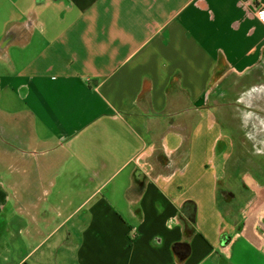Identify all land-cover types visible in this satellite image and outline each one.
Here are the masks:
<instances>
[{"label": "crops", "instance_id": "crops-1", "mask_svg": "<svg viewBox=\"0 0 264 264\" xmlns=\"http://www.w3.org/2000/svg\"><path fill=\"white\" fill-rule=\"evenodd\" d=\"M20 3L0 39L2 237L15 214L41 235L59 175L65 221L90 226L79 264H264V183L247 174L240 225L217 200L227 163L264 166V0H0Z\"/></svg>", "mask_w": 264, "mask_h": 264}, {"label": "rangeland", "instance_id": "rangeland-1", "mask_svg": "<svg viewBox=\"0 0 264 264\" xmlns=\"http://www.w3.org/2000/svg\"><path fill=\"white\" fill-rule=\"evenodd\" d=\"M28 6L29 5H22L21 3L17 5H0V13H4L3 16L0 14V39L3 36L6 23H12L7 21H9V19L12 17L18 16V11L20 12V10L26 9ZM35 8H37L35 7V5H30V10H33ZM53 15L57 16L58 12L55 11ZM57 28L58 27H56V29ZM39 43H41V41H39ZM10 53L17 62H21V60L24 59L20 54H18L19 49H17L16 47H13ZM29 56L30 51L27 50L25 53V58ZM23 61L25 62V59ZM0 67L2 66L0 65ZM2 71L3 70L0 68V73ZM220 82L222 83V85H224L225 78H223ZM245 87L247 86H243L242 89ZM235 89L236 88H234V90ZM10 124L15 125V128L19 132L27 131L23 126V122L21 119L11 120ZM244 124L246 123L244 122ZM239 127L241 130L243 126ZM7 137L10 138L9 134L7 135ZM31 151L32 153H35L34 148ZM44 153V150H38L35 155L38 154V158H40L39 164L41 166H46L45 169H47L48 164L51 165V161L49 160V155H44ZM228 153L230 154L229 157L231 156V159L228 157V160L237 159V156L234 157V155L231 154L230 151H228ZM176 156L179 158L180 154ZM169 161H174V156H172L171 160ZM24 169L27 170V168ZM251 170L255 171L256 174ZM223 172V180H226V182L228 181V185L232 186V189L237 192L238 195L236 196L228 190L224 192L222 189L228 188V185H225L224 187L225 183L220 182L222 185H218V204L226 220L228 219V216L233 214L235 222L240 225L242 222V213L244 212L245 206L249 199L248 192L245 196L244 190H247V187L250 188L253 185L252 179L248 180L247 177H249V175L247 174L252 175L253 179H255L257 182L264 183V166H254L248 168L247 163L244 160L241 161L240 165L237 167L233 166L232 164H230L229 166L227 163L223 167ZM236 174L239 177L242 174H245L244 176L242 175V177L245 178H243L244 182L242 181V185L240 184V186L237 179L234 178ZM4 178H6V176H4ZM230 179H232V181L229 184ZM74 183L76 184V182ZM71 184V179H60L59 175L53 182L52 188L49 191L50 194L44 200V203L40 208L41 211H48L49 215L52 217V222L49 226H39L41 235H35V237H33V231L31 229L32 225L29 224V221L25 217H20L17 214L14 215L9 231V236L7 237L5 235L4 237L0 238L1 246L8 245V250L5 252V255L7 259H10V264L21 259H25L23 264H79V250L76 249V246L78 245L81 247L83 234L89 229L90 226H79V224L87 217L84 211H82L81 213L73 214L69 220L65 221L66 215L71 211L68 206V203L71 200L65 198V196H67V190L69 189V186ZM22 187L23 186L21 183L19 185V190ZM24 188L26 189V185L24 186ZM232 199L236 200L232 201ZM22 201L25 203L26 200H20V202ZM8 207L9 206L6 205L1 209V212L3 213V219L5 220L7 219L6 215ZM47 235L49 236L47 237ZM86 251L87 249L85 250V252ZM0 256V263H2L4 257L2 256V254ZM95 256H97V254H95Z\"/></svg>", "mask_w": 264, "mask_h": 264}, {"label": "built area", "instance_id": "built-area-1", "mask_svg": "<svg viewBox=\"0 0 264 264\" xmlns=\"http://www.w3.org/2000/svg\"><path fill=\"white\" fill-rule=\"evenodd\" d=\"M255 16L258 22L264 25V3H258L255 9ZM136 235L133 236L135 238ZM131 239V238H130ZM132 240V239H131Z\"/></svg>", "mask_w": 264, "mask_h": 264}, {"label": "water", "instance_id": "water-1", "mask_svg": "<svg viewBox=\"0 0 264 264\" xmlns=\"http://www.w3.org/2000/svg\"><path fill=\"white\" fill-rule=\"evenodd\" d=\"M184 210L186 212V216H187L188 220L192 221L195 217V209L193 207L192 208L189 207V208H186ZM176 258L178 261H182L184 259V258H182L181 255H179V253H176Z\"/></svg>", "mask_w": 264, "mask_h": 264}, {"label": "trees", "instance_id": "trees-1", "mask_svg": "<svg viewBox=\"0 0 264 264\" xmlns=\"http://www.w3.org/2000/svg\"><path fill=\"white\" fill-rule=\"evenodd\" d=\"M213 73H215V72H213ZM215 83H217V81L214 82V84H212V85L214 86ZM1 218H2V219H1ZM5 226H6V224H5L4 220H3V216H1V217H0V237H2V235H3L4 232H5Z\"/></svg>", "mask_w": 264, "mask_h": 264}, {"label": "bare ground", "instance_id": "bare-ground-1", "mask_svg": "<svg viewBox=\"0 0 264 264\" xmlns=\"http://www.w3.org/2000/svg\"><path fill=\"white\" fill-rule=\"evenodd\" d=\"M244 147H245V145H244Z\"/></svg>", "mask_w": 264, "mask_h": 264}]
</instances>
